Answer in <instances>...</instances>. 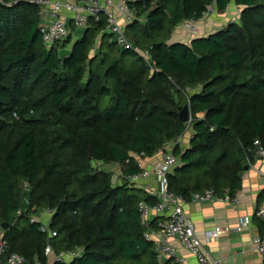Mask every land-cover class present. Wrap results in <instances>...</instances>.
Wrapping results in <instances>:
<instances>
[{
	"label": "trees",
	"instance_id": "1",
	"mask_svg": "<svg viewBox=\"0 0 264 264\" xmlns=\"http://www.w3.org/2000/svg\"><path fill=\"white\" fill-rule=\"evenodd\" d=\"M35 1H0V224H9V253L45 262L51 243L55 252L82 249L68 264H160L147 234L165 218L144 225L140 211L159 198L93 163L140 172L131 153L152 157L183 137L180 108L190 103L193 134L173 149L180 164L168 191L188 201L207 189L235 197L255 140L264 145V0H128L129 51L105 18L47 47ZM232 3L239 22L191 45L171 42L184 20ZM49 209L54 238L29 218Z\"/></svg>",
	"mask_w": 264,
	"mask_h": 264
},
{
	"label": "built area",
	"instance_id": "2",
	"mask_svg": "<svg viewBox=\"0 0 264 264\" xmlns=\"http://www.w3.org/2000/svg\"><path fill=\"white\" fill-rule=\"evenodd\" d=\"M0 1L3 2V0ZM35 2L42 7L40 12L42 15L40 30L43 35V41L49 48L61 44L72 35L70 23L74 29H85L90 20L93 22H100L102 18H105L107 31L112 36L113 41L125 51L134 49V45H132L127 35L126 26L132 23L136 16L128 0H37ZM241 11L242 8L239 7L238 13L241 14ZM217 12L218 9L215 4H213L207 7L201 19H188L184 20L181 24L188 31L191 38H195L202 35L199 21L210 18ZM140 54L145 61L152 64V61H150V54L147 50ZM188 105L190 111V103H188ZM190 118L188 126L192 122L191 111ZM182 138L183 137L179 138L174 144H180ZM254 143L255 148L252 150L253 159L262 160L264 162V145L259 140H255ZM130 160L140 165L142 168L140 172L133 173V175H126L123 171V166L120 164L108 165V167L116 169L114 172L116 183H129L132 186H140L150 196L152 195L159 198L158 203L155 205L150 206L146 202L140 204L142 222L144 225H148L154 218H165V221L160 223L159 229L152 230L147 234V239L155 241V249L158 252L159 263L169 264L168 262L170 260H174L178 263L183 262V260L177 256L176 248L168 242L170 238H176L184 248H188L194 254L198 264H220L211 257L204 246V242L210 243L212 241H218L220 237L227 232L226 228L215 227L210 229L206 232L202 240L196 231L195 224L190 220L184 208L185 204L189 201L184 197L174 195L168 191L169 173L180 164L173 150H160L152 157H148L145 152H132ZM148 160H155L151 161L153 164L150 168L145 164ZM128 162L129 160L127 163ZM93 165L96 169H99L97 166L100 165L99 167H101L104 164L98 161L94 162ZM153 175L155 181H157V187L148 184ZM25 189L28 190L29 187L25 186ZM191 197L192 202H216L221 200L239 203V199L237 197H231L228 192L223 196H218L213 189L204 190L202 193H194ZM28 204L29 202L27 201V205ZM256 212L264 224V200L257 208ZM24 213V208H19L17 211L18 216H22ZM53 213L54 211L49 209L43 211L40 215L33 213L29 215L30 222L38 223L40 225V231L49 235L50 238L57 236V233L50 228ZM45 215L51 216L48 225L45 224L43 218ZM249 222V217L243 218L237 229L239 231L244 230L243 228L247 226ZM5 233L6 230L0 224V264H29L23 255L9 253L10 244ZM156 235H159L160 238L155 239ZM253 244L258 249L264 263V233L257 236ZM44 252L47 256V260L45 262L36 261L35 264H68L83 255L82 249L55 252L51 243L46 245Z\"/></svg>",
	"mask_w": 264,
	"mask_h": 264
},
{
	"label": "crops",
	"instance_id": "3",
	"mask_svg": "<svg viewBox=\"0 0 264 264\" xmlns=\"http://www.w3.org/2000/svg\"><path fill=\"white\" fill-rule=\"evenodd\" d=\"M229 7L239 10V7L234 3ZM230 8L222 15L217 12L214 16L199 21L202 35L206 36L212 34L214 31L226 28L228 24L233 22L229 19ZM226 20H228L227 23ZM70 29H72L73 41H76L84 33V28L73 29L71 23ZM191 40L190 34L182 24L173 32L171 37V42L174 43L181 42L191 45ZM192 134L193 133H191L189 138L192 137ZM183 138L179 144L182 148L188 146L190 140L183 143ZM175 147L174 143H169L166 145L165 151L173 150ZM151 161L155 160H148L145 163L148 168L153 164ZM263 174L264 162L262 160L253 159L252 164L249 166V170L245 171L242 176V178H244L242 189L233 197H237L239 203L219 200L216 202L189 201L185 204L184 208L186 213L195 224L196 231L202 240L208 230L215 227L226 228L227 232L224 233L218 241H212L210 243L204 242V246L211 257L220 264H264L258 249L253 244L255 238L264 233V224L256 212L257 208L264 200ZM148 184L157 187V181H155L154 175L151 177ZM245 217H249L250 222L243 228L244 230L239 231L237 227ZM159 238V235L155 236V239ZM168 242L176 248L177 256L183 260L182 263L170 260L169 264H198L194 254L188 248H184L176 238H170Z\"/></svg>",
	"mask_w": 264,
	"mask_h": 264
},
{
	"label": "rangeland",
	"instance_id": "4",
	"mask_svg": "<svg viewBox=\"0 0 264 264\" xmlns=\"http://www.w3.org/2000/svg\"><path fill=\"white\" fill-rule=\"evenodd\" d=\"M229 12H228L230 14L229 19L232 20V21L239 22V20H240V14L238 13V9L237 8L236 9L235 8L234 9L233 8H230ZM220 14L222 15L223 13H220ZM227 22H228V20H226V23ZM70 51H71V47H68L63 53L67 55ZM105 104H107L106 100H105ZM188 128L189 129L184 134L183 143L186 142L187 140H189L190 139L189 137H190L191 133H193V128H190V127H188ZM99 166L100 165H98L97 168H103V169H106V170L111 171L113 173L115 172V169L113 167H108L106 165H102L101 167H99ZM50 217H51L50 215L49 216L45 215L44 218H46V219H44V221H45V224L46 225L49 224V222L51 220Z\"/></svg>",
	"mask_w": 264,
	"mask_h": 264
},
{
	"label": "water",
	"instance_id": "5",
	"mask_svg": "<svg viewBox=\"0 0 264 264\" xmlns=\"http://www.w3.org/2000/svg\"><path fill=\"white\" fill-rule=\"evenodd\" d=\"M204 37H205V35L197 36L195 38H192L191 42L194 40L200 39V38H204ZM180 118L182 121H184L186 123H188L190 121L191 118H190V111H189V105L188 104L185 106H182V108H180ZM245 170L248 171L249 166H246ZM2 226L5 230H8L9 224L6 223V224H3Z\"/></svg>",
	"mask_w": 264,
	"mask_h": 264
}]
</instances>
